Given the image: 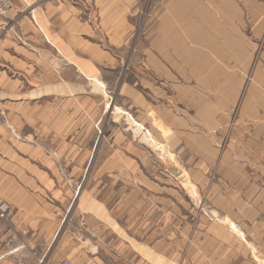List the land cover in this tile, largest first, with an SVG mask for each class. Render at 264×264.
<instances>
[{
    "label": "crops",
    "instance_id": "crops-1",
    "mask_svg": "<svg viewBox=\"0 0 264 264\" xmlns=\"http://www.w3.org/2000/svg\"><path fill=\"white\" fill-rule=\"evenodd\" d=\"M99 1L110 4V17L101 24L106 42L120 48L124 15L131 11L125 0L123 4L120 0H12V9L0 17V202L12 210L9 220L0 217V264L3 258L48 254L54 264L64 259L72 264H264V3L261 12L254 14L260 23L245 30L251 35L249 42L243 40L244 26L232 25L231 35L220 23L206 27L185 20L180 25L177 5L168 3L169 10H165L171 15V25L163 43L161 39L153 48L152 38L149 40V53L139 67V71L146 69L142 80L150 72L174 81L185 68L188 81L200 85L196 91L187 86V105L198 106L197 113L210 114L203 116L204 134L222 129L224 147L211 157L204 154L202 165L187 170L166 153L181 186L157 183L141 169L126 174L115 170L125 174V179L133 172L138 185L126 190L125 184L124 195L113 199L91 195L89 215L82 216L89 233L71 236L64 230L51 248L67 210L61 193L65 199L67 192L48 162L51 157L44 146L59 145L58 159L80 161L76 165L80 169L89 153L83 147V130L89 132L98 107L91 120H82L86 124L75 121L70 125V107L62 104L85 98L88 88L93 93L92 81L102 80L101 66L113 67L114 74L119 65L111 52L90 38L98 32L80 15L83 4L91 2L97 7ZM165 10L161 17L168 16ZM10 23L13 25L8 27ZM144 40L148 41L146 34ZM231 61L234 72L229 68ZM126 74L124 70L120 73L121 94L136 98L139 107L145 105V116L160 128H187V145L195 143L188 138L193 132L189 124L196 122L187 113L190 109H186L187 125L182 127L177 105L171 103L159 111L158 104L144 99ZM210 81L219 83L220 92L229 88L227 96L224 92L217 98L230 97L235 82L233 110L229 109L234 113L233 124L216 121L211 115L230 116L225 113V101L216 107L207 98ZM176 95L174 90L172 97ZM7 122L17 134L6 130ZM208 138L205 135L200 143L203 153L211 144ZM62 145L70 155L61 151ZM187 159L194 162L191 154ZM52 192L60 198L51 201ZM76 193V207H83L84 190ZM17 234L26 238L25 248L16 240ZM11 240L14 244L8 245Z\"/></svg>",
    "mask_w": 264,
    "mask_h": 264
},
{
    "label": "rangeland",
    "instance_id": "rangeland-1",
    "mask_svg": "<svg viewBox=\"0 0 264 264\" xmlns=\"http://www.w3.org/2000/svg\"><path fill=\"white\" fill-rule=\"evenodd\" d=\"M170 1L175 2L177 5L176 10L180 16L178 19V22H181L180 25L183 24L185 20L189 21L192 25L196 24L206 27L220 23L224 25L225 29L231 35H233L230 32L232 25L239 27L244 26L243 40L246 42L251 40V35L249 31L245 32V30H250L251 25L260 23V18L256 17L254 14H256V12H261L264 3L262 0H226L224 3L221 0H125V3L128 5L130 4L131 11L128 15H124L125 33L120 48H112L108 42H106V32L101 27V24L107 23L106 17H110V12H107V5L110 4H107L106 1H99L97 7H99L100 11H97V7L94 3L86 2L83 4L80 15L89 21L95 32H98L97 34H93L90 38L104 47V50L111 52L112 56L118 59L117 62H119V65L114 69L115 75L111 73L113 72V67L101 66L102 74L100 78L102 80L99 81V83L92 81L95 88L93 93L85 86V89H87V92L83 93V96H86L85 98L76 97V100L69 101L65 105L62 104L64 108L65 106L70 107L67 114H71L73 118L70 125L75 121L82 122V120H91L92 118L90 117L91 115L93 116L94 108L98 107L96 115L92 119V127L89 132L86 133V129L83 130V136L86 138V144H83V147L87 149L89 153L86 156L87 159L81 162L80 169L76 167V165H80V161L74 162L58 159L59 156L56 152L58 151L59 145L44 146L45 152L51 157L48 162L51 161L52 168L59 174L58 179L61 180L67 192L65 199L62 197V193L61 198L59 194L55 192H52L49 196L51 201L60 198L61 202H64L65 208H67L66 212L64 211L62 214V224L54 240L51 242V248L64 230L71 236H74L76 232H81L82 234L89 233V227L85 224L82 216L86 214L89 215V210H91V195L99 199H104L108 195H110L111 199L118 195L123 196L125 184L126 190L132 185H138L139 178L133 177V172L139 169L147 172L150 175V179L157 181V183H171L172 185L181 186V181L171 168L170 159H166V153L177 159L184 169L187 170L192 166L202 165L200 162L204 154L211 157V153L214 151L219 152L221 148L224 147V139H221L222 134L220 133L222 129L215 128L211 130V134L208 131H205L206 134H204L202 127L203 116L208 117L210 114L202 112L197 113L198 106H195L193 109L191 106L192 104L187 105V86L191 85V90L196 91L199 89L200 85L199 82L195 80L188 81L185 68L178 72L179 78H176L174 81L166 80L163 76L150 75V72L146 74V77H143L145 80H142V72H146V69L143 68L142 71H139V67L141 68V61H144L146 52L147 54L149 53L148 50L151 45L149 40L152 38L151 42L153 48L156 42H161V39L163 43L165 39L164 36L171 25L168 19L171 15L169 11H167L169 10L167 5ZM120 2L121 4L124 3L123 0H120ZM127 4L125 5L126 8ZM237 8H239L238 12H236ZM164 10L168 16L162 15L161 17L160 14ZM98 12H100V14ZM185 14L186 16L184 17ZM164 21H167L166 26L163 25ZM116 22H118V20H116ZM11 23L8 24V27L14 24ZM154 30L156 33L153 32ZM118 33H120V31H118L117 34ZM145 34L148 41L144 40ZM155 34L156 37L154 38ZM259 36H262V34H259ZM212 62L215 63V61ZM230 65L229 68L234 72L235 67L233 61L230 62ZM123 70L127 73L126 77L128 82L132 84L134 88L141 91L144 95V99L147 98L146 100L153 105L158 104L159 111L163 112L165 106L171 103L177 105L179 107L178 124L182 127H186L187 125L186 109L187 107L190 109L187 113L191 114L196 122L194 125L189 124L191 126L190 131L193 132H191V138H188L195 143L192 142V145H187L188 139L185 134L187 128L179 127L177 130L173 131L160 128L158 123L157 125L155 122L151 121L149 115L148 117L145 116V113H147L144 110L145 105L139 107L136 103V98L131 96L127 98L121 94L120 86L123 81L120 79V73L122 74ZM85 83L87 85V81L85 82V80H83L84 85ZM234 84L235 82L230 86L231 96L227 98H217V96H220L224 92L225 94L223 95L225 96L229 90L228 86L220 92L219 83L217 81H210L207 84V89L210 91L209 93H211L207 98L210 99L212 104L214 103L216 107L220 106V102L225 101L228 109L225 113L230 114L229 117H222L221 113H211L216 121H228L230 124H233L234 113L233 111L229 112V109L233 110L232 98L235 90ZM174 90H176L177 95L172 97ZM235 98H237V96H235ZM200 100L199 103L201 104L202 99ZM73 106L76 108H73ZM170 116L171 114L167 116L168 120H170ZM211 121H213V118ZM82 124H86L85 121L84 123L82 122ZM192 126H194V129ZM6 130L8 132H13L8 122L6 124ZM14 133L17 134L15 130L13 134ZM205 135L209 137L208 140H210L209 142H211V144L205 146V151L203 153V144L200 143ZM17 138L21 140V137ZM136 140H140L144 144ZM209 147L211 148L209 149ZM65 148L68 149L67 146L62 145L61 151L63 149L65 154L70 155V151H67ZM190 150L195 152V154L190 153ZM154 152L159 155L160 158L156 156ZM190 154L194 156V162L188 161L187 156ZM211 167L213 168V166L209 168ZM115 170L124 171L125 174L129 171L133 172L131 173V178L127 177L125 179L123 178L125 174L122 175L121 172H115ZM119 179H121L123 183L117 182ZM78 190H84L80 199L83 207L80 208L76 207V203L79 199L76 193ZM115 190H120V192L116 193ZM1 204L6 206V211L5 218L2 216L0 217L9 220L12 215V210L6 202L1 201L0 205ZM76 227L78 228L77 230ZM16 240L19 241L21 247H24L26 244V238L19 234H17ZM13 244L14 242L11 240L8 245ZM69 247L70 245L68 244V248ZM64 260L70 261L69 259ZM2 261L3 264H54L50 254L46 257L22 255L19 257L3 258Z\"/></svg>",
    "mask_w": 264,
    "mask_h": 264
},
{
    "label": "built area",
    "instance_id": "built-area-1",
    "mask_svg": "<svg viewBox=\"0 0 264 264\" xmlns=\"http://www.w3.org/2000/svg\"><path fill=\"white\" fill-rule=\"evenodd\" d=\"M12 0H0V16L6 15L12 9ZM6 206L4 204L0 205V216L5 218ZM57 264H71L70 261L64 260L58 262Z\"/></svg>",
    "mask_w": 264,
    "mask_h": 264
}]
</instances>
